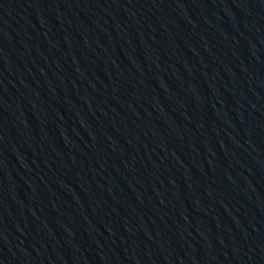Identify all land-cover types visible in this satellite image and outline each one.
<instances>
[{
    "label": "water",
    "instance_id": "1",
    "mask_svg": "<svg viewBox=\"0 0 264 264\" xmlns=\"http://www.w3.org/2000/svg\"><path fill=\"white\" fill-rule=\"evenodd\" d=\"M0 264H264V0H0Z\"/></svg>",
    "mask_w": 264,
    "mask_h": 264
}]
</instances>
